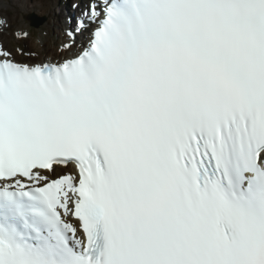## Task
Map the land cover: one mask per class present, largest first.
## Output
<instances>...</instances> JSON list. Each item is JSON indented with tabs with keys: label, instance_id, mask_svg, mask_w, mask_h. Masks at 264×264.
I'll list each match as a JSON object with an SVG mask.
<instances>
[{
	"label": "snow or ice",
	"instance_id": "snow-or-ice-1",
	"mask_svg": "<svg viewBox=\"0 0 264 264\" xmlns=\"http://www.w3.org/2000/svg\"><path fill=\"white\" fill-rule=\"evenodd\" d=\"M82 17L61 61L0 45V264H264V0Z\"/></svg>",
	"mask_w": 264,
	"mask_h": 264
},
{
	"label": "rangeland",
	"instance_id": "rangeland-1",
	"mask_svg": "<svg viewBox=\"0 0 264 264\" xmlns=\"http://www.w3.org/2000/svg\"><path fill=\"white\" fill-rule=\"evenodd\" d=\"M23 2L26 5H19ZM84 3L86 0H0V21L4 22L0 24V42L13 52L14 58L29 64L44 59L61 61L76 53L78 45L69 50L68 47L73 38L81 36L71 37L72 31L64 25L61 11L66 4L79 7ZM17 32L29 35L21 39Z\"/></svg>",
	"mask_w": 264,
	"mask_h": 264
},
{
	"label": "bare ground",
	"instance_id": "bare-ground-1",
	"mask_svg": "<svg viewBox=\"0 0 264 264\" xmlns=\"http://www.w3.org/2000/svg\"><path fill=\"white\" fill-rule=\"evenodd\" d=\"M19 5H21V6H23V5H26V3L25 2H23L22 4H19ZM70 6V7H69ZM49 8V7H48ZM47 8V9H48ZM80 10H82L83 12H84V10L83 9H78L77 8V6L76 7H74V6H71V5H69L68 4V6H67V4L66 5H64V7H63V10L61 11V17H62V19L64 20L63 21V23H64V25L68 28V30L69 31H72V33H74V35L76 34V35H83V33L84 32H86V31H81L80 30V28L78 27V24H79V22H80V20L81 19H83V17H82V13L83 12H81L80 13ZM77 13V14H76ZM61 19V18H60ZM94 26V25H93ZM92 26V27H93ZM63 27V26H62ZM68 31V32H69ZM75 32H77V33H75ZM85 35V34H84ZM72 38H73V35L71 36ZM80 37V39L79 38H73L74 40H73V42L72 43H70L69 44V47H68V50L72 47V46H75L76 44H79V42H81V41H83V39L85 38V36H79ZM81 40V41H80ZM0 45H1V43H0ZM82 47H84V44H81L80 43V49L82 48ZM79 49V50H80ZM78 50V51H79ZM77 51V52H78ZM74 53L72 52L71 53V55H69V56H67V57H70V56H72ZM42 62H53V61H49L48 59H44V61H42ZM39 63H41V62H39Z\"/></svg>",
	"mask_w": 264,
	"mask_h": 264
}]
</instances>
